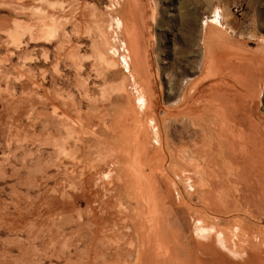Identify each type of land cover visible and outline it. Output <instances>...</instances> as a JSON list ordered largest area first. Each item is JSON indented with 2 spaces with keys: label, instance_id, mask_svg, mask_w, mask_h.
I'll use <instances>...</instances> for the list:
<instances>
[{
  "label": "rangeland",
  "instance_id": "374dc122",
  "mask_svg": "<svg viewBox=\"0 0 264 264\" xmlns=\"http://www.w3.org/2000/svg\"><path fill=\"white\" fill-rule=\"evenodd\" d=\"M117 2L0 0V264H263L264 0Z\"/></svg>",
  "mask_w": 264,
  "mask_h": 264
},
{
  "label": "bare ground",
  "instance_id": "6f19581e",
  "mask_svg": "<svg viewBox=\"0 0 264 264\" xmlns=\"http://www.w3.org/2000/svg\"><path fill=\"white\" fill-rule=\"evenodd\" d=\"M118 2H117V4H119L120 3V0H117ZM124 2H126V3H124V5L123 6H128V4L130 3L129 2V0H123ZM130 1H132V0H130ZM129 2V3H128ZM118 6V5H117ZM135 9V8H134ZM122 10H124L123 9V7H122V9H121V11ZM134 11V10H133ZM136 11V10H135ZM134 13V12H133ZM125 13H123V17L122 18H117V25H118V28L121 30V32H122V34H124V29L126 28V26H127V20H126V14L124 15ZM135 15V14H134ZM137 16V15H136ZM137 18V17H136ZM130 32V31H129ZM126 35L127 36H129L128 35V31L126 32ZM130 50H131V48H130ZM128 52H129V58H130V52L131 51H129L128 50ZM135 64V63H134ZM130 65H131V63H129L128 62V60H127V66L130 68ZM128 68V69H129ZM135 81V80H134ZM142 98L144 99L143 100V104L146 106V98H145V94L143 93V96H142ZM188 181V180H187ZM190 187V186H189ZM192 187V186H191ZM145 202V201H144ZM201 221V220H200ZM200 221L198 222V223H196V226H195V238L197 239V240H199V241H203L204 243H208V244H213L212 246H214V243L217 245V247H219L220 248V251L219 252H221V254L217 251V249H215V251H217L218 252V254H220L221 255V257L222 258H224L225 259V257H227V259L226 260H228V258L230 259V260H233L234 261V259L235 260H239V259H241V257H243L244 258V260L246 261V263H247V261H248V259L246 260L245 258L247 257V258H254L256 255H258V254H256V253H260V246H259V249H257L258 247H255L259 242L257 241V238L258 237H253V236H249V237H246L245 235L246 234H242L243 235V237L242 238H244L245 240V242H246V244H247V246H245V247H247V250H248V252L246 251V257H244V255L242 256L241 254H239V251L238 250H236V249H234V247L232 248L231 246H229L225 241H224V235H221V234H219L217 231V228L216 227H214V226H207V225H204V224H202V223H200ZM235 227V226H234ZM237 228V227H236ZM239 232V231H238ZM234 233L233 234V239H237V240H239L241 237H240V234H241V232L240 233ZM228 233V232H227ZM224 234H226L225 232H224ZM214 236H215V238H218V240L216 239L215 240V238H214ZM226 236V235H225ZM230 237H228V235H227V239L229 240V238H232L231 237V235H229ZM260 237V236H259ZM241 238V239H242ZM262 239V238H261ZM216 241H217V243H216ZM231 242H230V244L232 243V244H234L233 242H232V239L230 240ZM264 240H262V242H263ZM239 242V241H238ZM241 242V241H240ZM197 243V242H196ZM198 244V243H197ZM206 244H203L202 243V245L204 246V245H206ZM237 244H239V243H237ZM262 244V243H261ZM200 245V244H199ZM198 245V246H199ZM202 245H201V247H202ZM208 246V245H207ZM206 246V247H207ZM210 246V245H209ZM212 246H210L209 247V250L211 249V250H213L215 247H213V249H212ZM204 248L205 250H208L207 248ZM244 247V246H243ZM242 247V248H243ZM241 248V247H240ZM241 248V249H242ZM240 249V250H241ZM244 249V248H243ZM208 250V251H209ZM264 250V249H263ZM199 252V251H198ZM263 252V251H262ZM261 252V253H262ZM207 253H210V252H207ZM211 253H213L212 251H211ZM210 253V254H211ZM264 254V253H263ZM212 255V254H211ZM199 256V255H198ZM219 256V255H218ZM217 256V257H218ZM254 256V257H253ZM260 256V255H259ZM261 257H263L262 255H261ZM214 258V257H213ZM216 258V257H215ZM256 259H254V261L256 262V260L258 259V256L257 257H255ZM202 259V257L200 258V260ZM218 259V258H217ZM223 259V260H224ZM123 261V260H122ZM202 261H205V260H202ZM218 261H219V259H218ZM222 261V260H221ZM225 261V260H224ZM223 261V262H224ZM250 261V260H249ZM252 261H253V259H252ZM252 261H251V264H255V262L253 261V263H252ZM206 262H207V260H206ZM209 262H211L212 263V261H209ZM216 261H214L213 262V264L215 263ZM220 262V261H219ZM228 262H229V260H228ZM235 262V261H234ZM234 262H233V264H234ZM240 262V261H239ZM258 262H260V260H257V264H261V262L260 263H258ZM264 262V261H263ZM200 263H201V261H200ZM211 263H209V264H211ZM230 263V262H229ZM232 263V262H231ZM240 263H242V262H240ZM246 263H244V264H246ZM219 264H221V263H219ZM223 264V263H222ZM236 264H238V261H236ZM243 264V263H242ZM247 264H250L249 262L247 263ZM264 264V263H263Z\"/></svg>",
  "mask_w": 264,
  "mask_h": 264
},
{
  "label": "crops",
  "instance_id": "0c3cea01",
  "mask_svg": "<svg viewBox=\"0 0 264 264\" xmlns=\"http://www.w3.org/2000/svg\"><path fill=\"white\" fill-rule=\"evenodd\" d=\"M138 109H141V108L138 106ZM147 125L149 126L150 130H152L151 133L155 137V135H157V134L155 133V131H153V126H150L148 121H147ZM154 125H155V123H154ZM154 140H156V138ZM206 152L208 153V150H206ZM182 172H183V175H184V181H185L187 190L192 192V193L195 192L196 191V185H195L196 180L194 179V177H191V176H189V174H186L185 171H182ZM113 173H114V171L110 170L109 172L106 173L105 176L108 179H110L112 177ZM191 185H192V187H191ZM138 193H140L142 195V197L144 196L143 193H145V194H147V196L150 195L149 197H152V198L154 197L153 194H155V192L153 193V189L152 188L151 189L150 188H148V189L145 188L143 190L138 191Z\"/></svg>",
  "mask_w": 264,
  "mask_h": 264
}]
</instances>
